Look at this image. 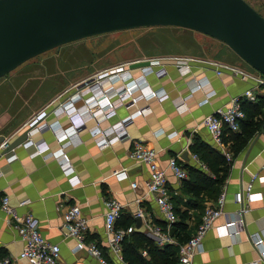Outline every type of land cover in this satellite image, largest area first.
Returning <instances> with one entry per match:
<instances>
[{
	"label": "crops",
	"instance_id": "1",
	"mask_svg": "<svg viewBox=\"0 0 264 264\" xmlns=\"http://www.w3.org/2000/svg\"><path fill=\"white\" fill-rule=\"evenodd\" d=\"M194 59L196 60L190 63L191 73L186 76L179 75L174 67L168 66L167 74L161 79L153 75L146 77L147 87L150 89L162 87L167 93V99L158 101L156 98H142L129 108L118 107L113 117L98 122L101 129H106L136 110L147 107L149 109L147 114L136 115L132 123L126 127L128 136L125 138L100 149L89 131L95 123L90 121L87 124V129L80 132L79 143L65 149V155L73 169L71 175L79 180L76 185H71L52 156L32 154L31 149L18 146L14 148V160L8 161L5 156H1L8 151L7 148L0 147V197L7 195L10 204L16 207L19 215L24 212L32 213L38 221L41 235L60 248L57 264H99L85 250L73 253L75 241L63 236L60 230L62 212L64 207L69 205L79 207L81 216L87 221L85 241H95L108 264L125 263L122 260V244L120 257L114 256L108 250L104 234L103 204L107 198H114L123 206L121 215L115 221L117 228L125 229L123 220L126 218L130 221L127 227L132 226L134 232L141 233L156 245V239L146 226L140 221L137 228L134 218V212L140 206L144 209L147 221L156 225L164 224L154 195L147 193L145 188V181L149 176L148 166L129 159L127 155L133 140L141 141L148 148L155 149L157 162L162 168H166L169 157L178 156V163L182 168L191 165L202 169L190 158L192 152L189 147L196 138L220 152L211 140L208 130L201 124L202 119L222 107L230 98L240 96L242 92L252 87L253 81L241 79L239 75H234L226 69H220L221 73L217 75L210 61L228 64L253 76L259 73L244 63L209 60L204 57ZM137 75L138 72L132 73L131 76ZM200 77H205L210 89L214 91V95L202 104L200 102L205 99L203 91H191L186 84L187 79ZM21 89L20 86L15 89L0 86V139H2L0 144L2 141H6L7 144L13 143L17 137L26 133L29 123L36 119L35 115L40 112L46 113L44 121L48 123L57 121L63 126L68 125L66 116L58 113L60 108L53 112L59 102L20 100ZM187 95L189 96L185 101L186 109L178 112L173 100ZM263 96L264 88L260 97ZM76 105L80 106V103ZM262 111L264 112V109ZM172 133L174 134L171 135ZM30 138L35 142L43 141L47 144L48 152L60 154L51 131L34 133ZM223 146L231 157V161L228 162L230 163L228 175L223 183L224 216L218 217L213 225L215 228L207 231L202 240V252L194 256L192 264H264L247 239L249 235L255 233L264 235V182H253L252 192L260 193L262 196L249 202V209L244 213L241 223L236 221L239 206L234 200L235 194L247 185L253 174L264 177V133H260L259 129L246 147L235 156L231 154L230 142H223ZM184 153L187 160L181 158ZM115 171H126L127 178L120 181L115 179L112 175ZM166 176L170 200L175 202L177 209L186 212L187 217L184 220L187 225L186 232L191 236L200 222L204 208L212 205L216 199H202L201 196L194 198L190 194H184L181 189L183 180L178 181L168 169ZM131 183H135L134 188L131 187ZM23 199H29L30 204L18 207V201ZM227 220L235 221L233 230L231 229V235H221L216 227L223 225ZM15 223L13 219L7 221L0 209V257H9L11 264H29L17 258L23 243L13 227ZM173 230L172 227L170 235ZM125 237L129 239V234Z\"/></svg>",
	"mask_w": 264,
	"mask_h": 264
},
{
	"label": "built area",
	"instance_id": "2",
	"mask_svg": "<svg viewBox=\"0 0 264 264\" xmlns=\"http://www.w3.org/2000/svg\"><path fill=\"white\" fill-rule=\"evenodd\" d=\"M195 60L196 59L192 57L183 56L153 58L144 61V63H137L139 64L137 65V68H139L140 71L136 77L131 76L132 74L129 69L123 71L122 68H116L108 73H100L96 78H89L85 82H92L91 84L82 89L77 87L76 92L71 94L68 100L60 103L53 111L55 112L59 109V107H63L58 113L66 116V119L69 122L67 126H63L57 121L52 123L44 121V118L47 115L45 112H40L37 115V118L33 119L29 123V128L26 132L27 139L21 142L18 146L31 149L32 154H40L43 157L52 156L58 162L63 173L68 177L71 185H76L79 180L71 175L73 173V169L64 153V148L69 146L66 137H70L74 132L72 127L74 126V129L77 130L87 129L86 124L93 121L95 126L89 131L94 138L97 147L100 149L120 141L128 136L126 127L132 123L133 118L136 115H145L149 112L147 107L136 110L106 129H101L98 122L102 119L107 120L113 117L116 113V109L120 106L129 108L132 105H135L137 101L142 99V96L145 99L156 98L158 101L167 99V93L162 89V87L157 89H150L147 87L146 77L153 75L155 78L161 79L167 74L168 66L174 67L179 75L186 76L191 73L190 63ZM210 64L215 67V73L217 75L221 73L220 69H226L234 75H239L241 79L247 78L253 81L252 87L246 89L240 96L230 98L222 107L215 109L212 114L206 115L201 122V124L208 130L215 147L224 155L226 161L230 162L231 157L228 152L224 150L223 137L227 133H236L239 131L238 123L244 118L241 103L243 101L251 103L257 101L264 88V76L260 74L257 76H253L251 74L249 75L242 70L233 68L225 63L210 61ZM105 77H107L111 82L110 85H107L108 87H102L100 84V80L103 81ZM128 79L134 80L127 81ZM119 82H121L122 85L114 86ZM186 84L191 91H203L205 99H203L200 104L214 95V91L210 89L209 83L205 77H200L198 79L189 78L186 80ZM101 87L103 90L102 92L100 89ZM138 88L143 94L135 92ZM87 89L88 91L85 93V90ZM89 91H91L92 94L85 97ZM188 96L189 95L184 98L173 100V105L176 106L178 112L186 109L185 101ZM74 97L75 100H73ZM79 103L80 106H77L76 104ZM91 103L97 104L98 108L95 110L91 109V112L88 113L85 105H91ZM73 110L76 111L71 115L69 112ZM45 130L51 131L53 134L55 142L58 144L60 154L56 155L54 152H46L48 145H46L43 141L35 142L32 138H30V136L34 133H39ZM173 134L174 133L171 135ZM7 145L6 141H2L0 147L7 148ZM74 145L75 143L73 146ZM13 152L14 149H10L1 156H5L8 161H13L15 158ZM127 155L129 159L135 162L145 163L148 166L149 176L145 181V188L147 193L154 195L155 202L158 206L160 214L162 215L164 224L156 225L147 221L144 209L140 206L136 208L134 218H140L141 224L145 225L151 235L156 239L157 247L170 244L177 245L178 253L176 264H192L194 256L202 252V240L205 234L209 229L215 228L213 225L218 217L224 216L222 210L225 199L224 185L221 186L220 193L215 202L204 208L200 222L191 237L185 243L178 244L169 233L173 224L177 221V217L174 213V207L170 200L166 176V169H168L178 181H182L187 178L186 171L178 163V156L169 157L166 168H162L157 162V151L153 148H148L146 144L137 140L132 141V146ZM190 158L197 162L200 168L205 169L196 154L191 153ZM112 175L119 181L127 178L126 171H115ZM254 181L264 182V177H258L257 174H253L247 185L235 194L234 200L239 206L236 211V221H240V223L244 213L249 209V202L259 199L262 196L260 193L252 192V184ZM131 187L134 188L135 183H131ZM30 202L31 201L29 199H23L18 201L17 206H27ZM103 204L105 207L104 234L108 250L114 256L120 257L122 241L126 235L133 231L134 228L130 226L126 229H119L115 226V221L121 215L123 207L119 201L114 198H107L103 201ZM0 209L6 216L7 221L10 222V220L13 219L16 222L13 227L16 230L19 239L23 243L22 250L17 257L19 260H25L29 264L58 263L60 253L59 246L47 241L41 235L38 229V221L31 212H24L19 215L16 207L10 204L7 195L0 197ZM234 222L235 221L233 220H227L223 225L216 227V229L221 235H231V229L233 230ZM60 230L65 238H72L75 241V245L72 248L73 253L85 250L91 257L95 258L99 264H108L96 242L85 241L87 221L81 216L80 209L77 205L64 207ZM247 239L252 247L258 252L259 259L264 262V235L255 233L249 235ZM141 255L145 257L146 251L143 250ZM0 264H11V260L6 256L0 257Z\"/></svg>",
	"mask_w": 264,
	"mask_h": 264
},
{
	"label": "water",
	"instance_id": "3",
	"mask_svg": "<svg viewBox=\"0 0 264 264\" xmlns=\"http://www.w3.org/2000/svg\"><path fill=\"white\" fill-rule=\"evenodd\" d=\"M152 26L216 39L264 76V17L245 0H0V78L65 43ZM26 137H17L7 150ZM181 158L187 160V155ZM140 221L135 219L137 228Z\"/></svg>",
	"mask_w": 264,
	"mask_h": 264
},
{
	"label": "rangeland",
	"instance_id": "4",
	"mask_svg": "<svg viewBox=\"0 0 264 264\" xmlns=\"http://www.w3.org/2000/svg\"><path fill=\"white\" fill-rule=\"evenodd\" d=\"M245 1L264 17V0ZM177 56L243 64L224 43L199 32L171 26L139 27L94 35L52 48L1 77L0 86L22 87L20 100L60 104L87 79L96 78L100 73L116 68L139 73L137 63ZM100 81L102 87L111 83L107 77ZM117 85L122 83L114 86Z\"/></svg>",
	"mask_w": 264,
	"mask_h": 264
},
{
	"label": "trees",
	"instance_id": "5",
	"mask_svg": "<svg viewBox=\"0 0 264 264\" xmlns=\"http://www.w3.org/2000/svg\"><path fill=\"white\" fill-rule=\"evenodd\" d=\"M241 108L244 112V118L239 121V131L236 133H227L223 137V142H230L232 156L237 155L247 145L253 135L264 125V96L258 97L256 102H243ZM67 123L68 120H67ZM190 151L197 155L199 161L205 169H197L191 165H185L187 178L182 181L181 189L184 194H190L192 197L201 196L214 200L220 193L228 175L230 163H228L220 152L208 144L194 139L189 147ZM174 207V213L179 220L173 224V233L171 236L178 244L185 243L191 236L186 232L187 225L185 219L187 214L176 208L174 201H171ZM130 221L123 220V227L126 229ZM199 224V223H198ZM128 239V238H127ZM126 237L122 241V260L125 264H176L177 245L170 244L157 247L147 240L141 233L132 231L129 239ZM146 251V256L141 255Z\"/></svg>",
	"mask_w": 264,
	"mask_h": 264
},
{
	"label": "bare ground",
	"instance_id": "6",
	"mask_svg": "<svg viewBox=\"0 0 264 264\" xmlns=\"http://www.w3.org/2000/svg\"><path fill=\"white\" fill-rule=\"evenodd\" d=\"M131 79H128L127 81H130ZM92 82H85L83 85H80L79 87H80V89H82V88H84V87H87L89 84H91ZM133 85V84H132ZM131 85V86H132ZM101 89V92L103 91L102 90V87L100 88ZM135 92H138V94H143L142 93V91L138 88V89H136L135 90ZM92 93H91V91H89L88 92V94L87 95H91ZM142 98H143V96H142ZM92 105V106H91ZM91 105H85V108H86V110H87V112L88 113H90L91 112V109H97L98 108V106H97V104H94V103H92ZM60 109L59 110H61L63 107H59ZM76 110H73V111H70L69 113L70 114H73L74 112H75Z\"/></svg>",
	"mask_w": 264,
	"mask_h": 264
},
{
	"label": "clouds",
	"instance_id": "7",
	"mask_svg": "<svg viewBox=\"0 0 264 264\" xmlns=\"http://www.w3.org/2000/svg\"><path fill=\"white\" fill-rule=\"evenodd\" d=\"M89 123V122H88ZM87 123V124H88ZM87 124H86V126H87ZM72 129L74 130V132L71 134V136L69 137H66V140L68 141V143H69V146H73V144L74 143H79V141H80V138H79V136H80V132L82 131V130H84V129H82V130H77V129H74V126L72 127ZM47 145V144H46ZM69 146H67V147H69ZM66 147V148H67ZM66 148H64V153H65V149ZM49 150V147H47L46 148V151H48ZM51 152V151H50Z\"/></svg>",
	"mask_w": 264,
	"mask_h": 264
}]
</instances>
